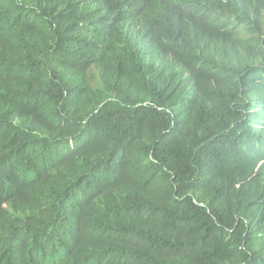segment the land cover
<instances>
[{"label": "trees", "instance_id": "1", "mask_svg": "<svg viewBox=\"0 0 264 264\" xmlns=\"http://www.w3.org/2000/svg\"><path fill=\"white\" fill-rule=\"evenodd\" d=\"M0 264H264V0H0Z\"/></svg>", "mask_w": 264, "mask_h": 264}]
</instances>
